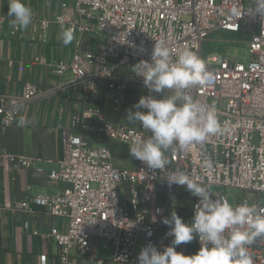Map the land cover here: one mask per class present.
<instances>
[{"label":"built area","instance_id":"2783aa9c","mask_svg":"<svg viewBox=\"0 0 264 264\" xmlns=\"http://www.w3.org/2000/svg\"><path fill=\"white\" fill-rule=\"evenodd\" d=\"M4 1L0 0V33L7 19ZM255 4L256 0H62L54 19L32 18L42 32L51 24L74 31L71 62L54 65L58 76L68 72L73 75L72 81L60 90L81 87L83 93L78 100L95 102L99 100L100 84L106 82L108 89L115 92V114L120 112L126 93L133 86L147 89L143 77L136 74L138 66L135 73L125 77L120 73L121 67L133 62L151 63L155 44L168 47L174 62L184 49H191L202 58L203 44L214 32L240 33L245 28L251 34L247 64L229 58H223L215 67L205 62L211 80L205 86L186 91L214 107L225 130L189 150L178 146L170 149L169 164L162 170L148 169L139 160L133 170L114 167L112 150L101 145L104 140L130 146L137 137L146 139L150 133L140 126L114 125L100 108L74 104L70 126L77 135L65 140L60 167L49 174L51 180L64 182L66 187L55 196H34L12 208L14 212L30 214L41 208L53 217L67 220L66 232L52 229L50 234L58 246L61 264H73L74 250L85 257L92 238L112 246L114 264L133 263L140 233L145 235L144 247L152 244L160 250L170 242L173 238L167 234L169 226L162 223L166 210L157 205L155 186L163 180L171 196L175 190L186 188L169 187L164 179L176 170L203 184L239 190L250 196L234 205L247 201L264 209V14L254 10ZM233 8H238V15H233ZM18 33L14 29L11 32L12 36ZM91 33L107 36L96 52L82 46V37ZM109 59H115L116 64L109 66ZM35 61L47 64L41 57ZM54 92H44L28 82L21 96L0 95V124L13 126L21 106ZM205 158L213 162L211 170L201 166ZM31 166L30 158L0 151V170L18 173ZM124 183L131 185L128 207L119 192ZM213 196L228 200L223 193ZM187 198L191 204L178 216L191 223L198 198ZM195 241L198 251L201 243ZM247 251L253 264H264V238H258ZM47 263L48 256L41 255L40 264Z\"/></svg>","mask_w":264,"mask_h":264},{"label":"crops","instance_id":"0c3cea01","mask_svg":"<svg viewBox=\"0 0 264 264\" xmlns=\"http://www.w3.org/2000/svg\"><path fill=\"white\" fill-rule=\"evenodd\" d=\"M61 2L62 0H24V3L31 7L32 18L35 20L54 19L60 12ZM8 8V0H5L3 10L7 19L0 33V95L21 96L23 86L28 82L37 85L44 92H56L21 106L13 126L0 124V151L27 157L32 161L31 167L18 173L0 170V264H40L41 255L48 256L47 264H61L58 246L50 234L52 229L66 232L67 220L53 217L41 208H36L35 214L14 212L12 208L34 196H55L66 187L64 182L51 180L49 174L60 167L65 140L77 135L70 126L75 103L102 109L106 112L109 122L114 125L138 128L139 124H127L126 110L132 108L141 96L149 93L148 89L133 86L126 93L119 112H122L124 117L120 118L119 113L112 111L115 92L108 89L106 82L100 84L99 100L95 102L84 103L78 100V95L83 93L81 87L76 90H60L63 84L72 81L73 75L68 72L58 76L54 65L59 62H71L74 46L62 44L60 33L63 30L57 24H51L46 32H42L31 22L26 30L12 36L13 28L10 26L11 17L7 15ZM81 42L84 49L95 51L98 39L91 33L83 36ZM39 57L47 64L36 62L35 59ZM171 94V91H166L164 95ZM101 145L112 150L114 167L135 169L136 159L130 155L128 145L111 140H104ZM166 155L168 157L169 151ZM155 188L157 205L165 208V217H169L172 211L179 215L191 204L184 196L188 193L186 188L175 190L172 196L169 195L163 180H159ZM130 191L131 185L127 183L122 184L119 189L121 200L127 207ZM144 208L147 209L148 206ZM171 241L163 244L160 251L169 246ZM144 244L145 235L140 233L132 264H137L138 254ZM176 251L185 255L196 253L195 239L191 243L177 246ZM112 257V246L99 238L90 240V249L85 257L79 256L75 250L72 252L73 264H114Z\"/></svg>","mask_w":264,"mask_h":264},{"label":"clouds","instance_id":"9594fccd","mask_svg":"<svg viewBox=\"0 0 264 264\" xmlns=\"http://www.w3.org/2000/svg\"><path fill=\"white\" fill-rule=\"evenodd\" d=\"M8 5L10 26L26 30L32 22L31 7L24 0H8ZM254 10L264 14V0H256ZM232 13L238 15V8H233ZM74 39L71 28L60 33L64 46ZM136 66L139 68L136 74L143 77L149 94L126 110V121L129 125L139 124L150 135L146 139L137 137L128 150L148 169H164L169 164L166 153L175 146L189 150L225 130L214 107L186 94L188 89L205 86L212 78L196 52L184 49L173 62L169 48L155 44L151 63L141 61ZM166 91L173 94L164 95ZM201 166L211 170L213 162L205 158ZM164 179L169 187L186 186L198 198L194 216L191 223L183 222L175 211L164 217L162 223L169 226L171 244L163 251L152 244L143 247L137 264H253L247 249L258 238H264V209L247 201L233 205L226 199H216L211 186L192 179L186 172L176 170ZM194 239L201 243L196 253L185 255L176 251L177 246Z\"/></svg>","mask_w":264,"mask_h":264},{"label":"rangeland","instance_id":"374dc122","mask_svg":"<svg viewBox=\"0 0 264 264\" xmlns=\"http://www.w3.org/2000/svg\"><path fill=\"white\" fill-rule=\"evenodd\" d=\"M47 2L49 0H38ZM58 2L59 0H55ZM53 0V2H55ZM217 2L219 0H216ZM98 39L97 47L95 52L98 51L99 46L106 41L107 36L102 34L101 36H96ZM251 39V34H249L245 28L242 29L240 33H230L226 31L214 32L209 38L204 42L202 47V59L207 62L209 66H218L223 58H229L236 62H242L247 64L250 61L249 54V41ZM116 64L115 59H109L108 65L114 66ZM137 62H133L130 65L121 67L120 73L122 76H128L130 73H135L137 70ZM111 106V105H110ZM225 104L221 107L222 110L225 109ZM119 117H124L122 112L119 113ZM212 193H223L227 196L230 203L233 205L236 201H243L245 198H250V196L244 192L235 189H224L221 187L211 186ZM184 194V193H183ZM185 197H192L189 193L184 194Z\"/></svg>","mask_w":264,"mask_h":264}]
</instances>
